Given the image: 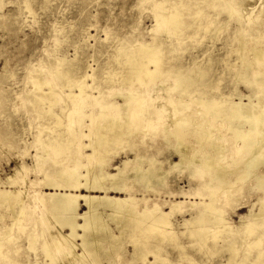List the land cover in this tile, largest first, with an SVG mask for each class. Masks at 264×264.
Masks as SVG:
<instances>
[{"label":"bare ground","instance_id":"bare-ground-1","mask_svg":"<svg viewBox=\"0 0 264 264\" xmlns=\"http://www.w3.org/2000/svg\"><path fill=\"white\" fill-rule=\"evenodd\" d=\"M144 1L154 2L153 8L160 10L155 14L157 25L150 31L152 39L149 42L136 39L126 47L124 40L118 37L119 67L109 66L106 71L103 70V74L111 79L119 78L123 90L116 94L111 88L113 81H107L109 90L106 91L101 88L103 81H98L96 68L77 66L65 57H58L56 65L42 66L39 76L32 77L35 91L40 92L39 100L48 104L40 109L48 112L53 128L64 125L69 134L66 137L59 132L49 138L48 146L54 151L61 145L65 147L52 152L43 146L48 156L52 159L68 156L67 150L76 144L80 150L72 155L88 161L63 166L58 173H49L45 177L44 184L51 192H41L40 197L45 206L48 202L54 203L55 213L40 218L47 224L57 222V225L69 228V232L65 233L64 227L57 228L55 233L48 228L49 238L43 244L38 242L40 233L29 234L27 231L24 219L27 208L23 206L24 197L20 196L26 191L24 176L15 174L6 181L0 179V221H3L1 209L11 212L10 225L0 227V264H19L12 259V254H19L24 249L20 240L25 237L29 249L38 255L33 264H39V251L44 256V264H104V261L112 264L113 252L117 250V240L121 237L134 245L135 264H161L162 240L176 239L171 218L175 212L192 207L201 209L184 220L187 228L194 227L193 230L188 229L190 236L204 240L212 235L214 241L228 243L222 253L230 251L232 254L237 252V236L253 237L248 246L261 249L257 262L264 264V259L261 260L264 256V232H257L260 228L264 229V27L258 21H251L250 16L255 12L249 9L259 2L252 5L254 2L249 4V0ZM208 8L214 12H225L228 21L234 19L238 24L233 40L228 44L232 47L228 58L214 59L209 55L211 50L207 46L204 59L192 57L188 65L183 62L182 65L175 64V60H181L187 51L183 49L185 39H191L199 30H209L216 23L211 19L220 13L212 16L206 12ZM189 12L192 16L188 15ZM256 17L257 20L264 17V5ZM207 18L211 26L209 23L208 26L203 25L202 20ZM228 21L215 27V37L229 26ZM252 29L259 35L253 34ZM174 53L177 55L173 63L169 56ZM233 55L236 57L234 61L230 60ZM218 64H222L220 75L213 68ZM151 65H155V69ZM47 73L58 82L59 90L50 86L51 78L46 77ZM163 76H167L173 84ZM89 78L96 83H90ZM145 79L165 87L161 90L163 95L166 94L165 98H161L160 92L152 94L145 90L150 84L144 82ZM221 84L231 86V90L214 94L213 91L219 90ZM139 86L145 89L141 90ZM45 87L49 89L45 90ZM155 95L159 98L155 99ZM107 96H114L118 101L104 102ZM88 99L93 100L92 105L85 103ZM155 100L163 102L154 107ZM67 101H71L72 106ZM53 106H60V110L54 112L51 109ZM86 108L92 112L86 113ZM95 108H98V113L93 114ZM151 110L170 116L163 119L162 114H158L160 120L163 119L162 124L149 130ZM87 116L90 124L83 123ZM77 126L89 129L90 134H77ZM153 131L159 132L158 138L153 139ZM81 138H87L88 143L81 145ZM156 144L164 145L156 148ZM227 145L233 150L229 151L230 148L225 147ZM154 147L157 151L144 153L142 150ZM116 148L128 150L132 156L126 152V159L114 166L111 172L108 170L109 155L105 153ZM85 149L91 153H83ZM157 153H162L164 160ZM97 158L100 160L94 164ZM55 162L60 163L59 160ZM68 173L70 175L65 177ZM183 173L190 179L199 177L205 182L204 188L190 186L189 192L180 186L176 188V177ZM173 187L176 191L171 193ZM234 191L261 194L248 213L240 217L238 226L231 225L218 207L220 200L229 198V193ZM160 195H168L169 198L182 195L184 200L164 199L170 207L169 211H165L162 203H158ZM191 196L199 198V201L191 200ZM153 197L156 201L149 207ZM80 200L88 211H78ZM141 203L144 207L139 210ZM16 204L19 209L15 208ZM257 206H260L258 211L255 210ZM79 219L82 222H78ZM109 220L116 223L118 234L107 223ZM17 227L21 232L18 241L12 242V232ZM152 237L156 238L155 245L145 247L144 239L147 241ZM61 243L68 254V261L59 257L57 246ZM149 256L154 261L149 260Z\"/></svg>","mask_w":264,"mask_h":264},{"label":"rangeland","instance_id":"rangeland-1","mask_svg":"<svg viewBox=\"0 0 264 264\" xmlns=\"http://www.w3.org/2000/svg\"><path fill=\"white\" fill-rule=\"evenodd\" d=\"M221 1L224 2V0ZM249 2V4L254 2L252 5L257 3L256 6L249 7L253 13L255 12V14L250 16L251 21H258L261 27H264V17L259 18L260 20H257L256 17L264 5V1L249 0ZM261 2L263 3L261 4ZM153 5L154 2H146L144 0H0V179L6 181L15 174L24 176L26 191H24L23 195H20L24 197L23 206L27 208L24 219L27 222L29 234L40 233V237H38L40 244L48 240L50 234L48 228L55 233L57 228L64 227L63 225H57V222L47 224L42 220L43 215L55 213L52 207L54 203L48 202L47 206H45L43 204L44 201L40 197L41 192H51V189L44 184L45 177L49 173H58L63 166L87 163L88 160L72 155L75 151L80 150V146L76 144L67 150L69 151L68 156H61L59 159H52L51 156H48L47 150L55 152L65 147V145H61L59 149L54 151L48 146L49 138L57 136L59 132L64 133L66 137L69 134L64 125L53 128L54 124L49 119L48 112L40 109L41 106L48 104L39 100L38 95H40V92L35 91L36 86L32 81V77L39 76L38 72L42 66L56 65L58 57H65L70 60L69 62L73 61V64L77 66H92L96 68L98 81H103L101 88L108 91L107 81H113L111 82V88L117 94L123 90L122 83L118 82L119 78L113 77L111 79L108 75H104L103 70L106 71L109 66L119 67L118 39L124 40L123 44L126 47L133 44L136 39H145L148 42L152 39L150 31L157 25L155 14L160 12L159 9L153 8ZM257 6L260 7L257 9ZM206 12L212 16L220 13V11L214 12L211 8L206 9ZM244 13L247 14V11ZM188 15L192 16V13L189 12ZM211 20H216L213 26L208 22V18L202 20L203 25L208 26L210 24L211 28L209 30H199L191 39H185L186 45L183 46V49L186 48L187 51L182 55L181 60H175L176 53L169 56L173 63L175 60V64L178 62L181 65L183 63L188 65L192 62V57L200 58V60L204 59V52L207 46L209 47L207 49L211 50L209 55L214 59L228 58V53L232 48L228 44L233 40V32L238 24L234 19L228 21V15L225 12L220 13L219 16L213 17ZM225 21H228L229 26L219 31L218 36L215 37V27ZM246 26L249 25H244V27ZM252 31L256 36L259 35V32L254 29ZM191 32L194 33L195 31L191 30ZM235 59L236 57L233 55L230 60L234 61ZM151 66L155 69V65ZM213 68L216 69L219 75L223 72L222 64L213 65ZM46 77L51 78L50 86L59 90L60 86L52 75L47 73ZM163 77V79L169 80L167 76ZM88 81L96 83L93 78H89ZM120 81L122 82V79ZM144 82L150 84L146 89L139 86L141 90L143 88L145 90L148 89L147 91L152 92V94L160 92L159 94L163 96L161 98H165L164 95L166 94L163 95L161 91L165 87L156 86L153 81L148 79H145ZM47 89L49 87H45V90ZM222 90L227 93L231 90V86L226 87L221 84L219 90H214L213 93L218 94ZM154 98L157 99L159 97L155 95ZM111 101H118V99L114 96L105 97L104 102ZM162 102V100H155L154 107L160 106ZM85 103L92 105L93 100L88 99ZM68 104L72 106L71 101ZM191 107L193 108L194 105ZM51 109L57 112L60 110V106H53ZM89 109L86 108V113L92 112ZM152 111L154 110L149 111L152 116L151 125H148L149 130L155 126H160L163 119L170 116L165 112L155 113ZM96 113H98V108H95V112L93 111V114ZM158 114H162L163 119L160 120ZM141 120L143 121V118ZM64 121L66 120L64 119ZM83 123L90 124V118L88 116L85 117ZM85 129H80L77 126L75 131L79 135L90 134V130ZM152 134H154L152 135L153 139L159 137V132L157 133V131H153ZM80 143L81 145L86 144L88 139L81 138ZM162 145L164 144H156L155 147L160 148ZM143 146L145 147L147 144H143ZM227 146L225 147L230 148L229 151L233 150V145H231L232 147ZM155 147L152 149L143 148L142 150L147 153L148 151H155ZM126 152L129 154L128 150L124 151L121 148L111 149V151L107 150L105 154L109 155V171L113 172L114 166L121 164L126 159ZM83 153H91V151L85 149ZM161 154L159 153L157 156L162 158L164 155ZM198 155L201 154L199 153ZM128 156H132V153ZM173 159L177 160L176 157ZM58 160L60 161L59 164L55 162ZM99 160L100 158H97L93 163L95 164ZM161 160H164V157ZM69 175L70 173L66 174L65 177ZM176 179L178 183H175V187L180 186L186 192L190 191V186L201 190L205 186V182L201 181L199 177L190 179L185 173L178 174ZM175 187L170 190L171 193L176 191ZM15 189L17 188L15 187ZM80 193L86 194L85 191H80ZM207 193L205 194L208 195ZM260 195L257 192L249 194L248 192L234 191L229 193V198H222L218 203V207L220 211L222 210L221 214L227 218L231 225L238 226L240 217L248 213ZM160 196L158 197V203H162V208L165 211H169L170 207L169 204L164 203V199H168L167 201H180L182 198L184 200L182 195H176V197L172 198H169L168 195ZM209 197L211 198L212 196ZM209 197L207 199H210ZM154 198H152L153 202L148 204L149 207L153 206L156 201ZM190 199L199 201V198L196 199L192 196ZM79 204V212L88 211L82 200L79 201ZM143 207L144 203H141L138 209L142 210ZM259 207L257 206L255 210L258 211ZM15 208L19 209V205L16 204ZM200 209V207H192L191 209H183V211L174 213L171 221L174 224L173 231L176 239L174 241L170 238L162 240L161 264L260 263L257 262V254L261 249L248 246V244L252 243L253 237H247L242 234L237 236V252L232 254L230 251L222 253L223 247H227L228 243L214 241L211 234L204 240L190 236L188 229L193 230L194 227L187 228L184 225V220L190 219L191 215L199 212ZM1 213L3 214V221H0V227L10 225L11 212L7 209H1ZM40 216L42 217L40 218ZM78 222H82V220L79 219ZM107 223L112 227L113 232L119 233L115 226L116 223L110 220ZM63 231L68 233L69 228L64 227ZM20 232L18 227L12 232L14 233L12 242L18 241L17 238ZM257 232L258 234H263L264 229L260 228ZM123 238L121 237V239L117 240L119 249L115 250L116 253L113 252L115 255L113 256L112 264H135L133 259L136 249L128 239ZM64 242L67 243L66 240ZM20 243L24 249L19 254L13 252L12 259L17 260L19 264L35 263L38 255L35 251L29 249L26 237L20 240ZM155 243L156 238L154 237L149 238L147 241L144 239L145 247H152ZM215 245H217V248H214ZM57 247L62 261L68 259V254L63 250V243ZM262 248H264V238L262 239ZM39 255V264H44V256L41 251H39ZM231 257H234V260H231ZM263 259L264 256L261 257V260ZM149 260L154 261V258L149 256ZM104 264H107V261H104Z\"/></svg>","mask_w":264,"mask_h":264}]
</instances>
